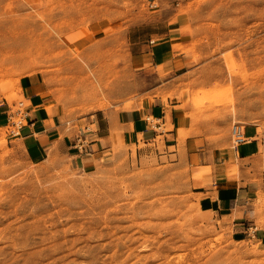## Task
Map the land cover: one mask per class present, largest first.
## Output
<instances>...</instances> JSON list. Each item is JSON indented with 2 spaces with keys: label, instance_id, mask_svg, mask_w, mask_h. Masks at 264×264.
<instances>
[{
  "label": "rangeland",
  "instance_id": "374dc122",
  "mask_svg": "<svg viewBox=\"0 0 264 264\" xmlns=\"http://www.w3.org/2000/svg\"><path fill=\"white\" fill-rule=\"evenodd\" d=\"M174 1L161 5L186 21L182 49L198 69L170 89L159 76L153 92L139 94L124 35L112 31L92 50L65 39L99 19L124 28L135 2L0 0V102L11 114L0 127V264H264V0ZM33 72L44 74L67 134L85 131L96 109H129L159 97L166 108L177 106L167 99L190 97L192 122L209 151L235 144L234 124H256L263 161L233 165L248 186L247 230L235 228L237 214L219 218L214 203L222 183L200 175L196 181L184 145L164 138L169 120L148 116L160 125L154 138L112 141L90 166L73 164L56 148L28 158L17 139L25 123L17 114L19 102L25 105L18 81Z\"/></svg>",
  "mask_w": 264,
  "mask_h": 264
},
{
  "label": "crops",
  "instance_id": "0c3cea01",
  "mask_svg": "<svg viewBox=\"0 0 264 264\" xmlns=\"http://www.w3.org/2000/svg\"><path fill=\"white\" fill-rule=\"evenodd\" d=\"M131 1L137 4V8L129 14V20L124 28H121L122 25L118 21L111 24L99 19L85 29L75 28L69 31L65 36L66 43L78 48L79 44L76 43L81 40L83 43L79 50H92L98 47L96 40L112 31L124 35L129 52L128 63L136 75V90L139 94L153 92L159 76H164L163 86L168 89L178 81H187L189 74L198 69V63L182 49V44L189 39V35L180 33V27L186 21L183 17L176 16L174 9L161 5L162 2L174 5L175 1ZM153 1H157L155 6L151 5ZM140 2L146 3L145 8L139 9ZM18 86L25 100L22 107L25 123L18 128L17 139L28 158L39 159L56 148L70 156L73 164L90 166L95 159L102 158L108 153L112 141L121 142L130 137L137 141L139 134L147 140L154 138L157 135L155 128H159L160 125L153 127L147 120L148 116L161 120L162 124L169 120L171 128L165 131L164 138L168 140L171 136L173 145H176L177 139L184 145L187 160L196 167V181L198 182L200 175L202 180L207 179L205 181L207 184L216 183V180L222 183L216 189L214 203L219 218L237 214L241 218L234 217L235 228L240 232L247 230L249 223L245 219L249 217L250 201L243 198L242 192H246L248 186L239 178V172L234 174L233 165L234 159L239 161L253 158L263 161L260 154L262 139L256 124L241 125L243 140L233 144L231 148L220 147L209 151L205 135L198 133V122H192L190 97L187 102H184L185 99L182 100V103L176 98L167 99L171 106L177 105L175 108H166L159 97L155 101L144 99L141 106L135 105L129 109L117 110L114 107L96 109L90 115L93 116V120L87 116V125L84 126L86 132L81 130L78 135L67 134L64 130L65 123L60 121L62 108L54 103L55 96L48 91L42 72L22 75ZM186 94L187 92H184V97ZM7 112L8 105L0 102V127L10 121ZM93 122L96 123V130L88 131V125ZM78 138L83 142L81 148L76 144ZM202 166H209L212 168L211 172L203 174L201 169L198 170V167ZM214 173H218L216 178ZM243 173L241 171V174Z\"/></svg>",
  "mask_w": 264,
  "mask_h": 264
},
{
  "label": "built area",
  "instance_id": "2783aa9c",
  "mask_svg": "<svg viewBox=\"0 0 264 264\" xmlns=\"http://www.w3.org/2000/svg\"><path fill=\"white\" fill-rule=\"evenodd\" d=\"M19 105L21 106V109H18L17 110V114H19V117L22 119L23 116H24V113H23V109H22V102H19ZM8 114V118L10 119L11 118V114L9 112H7ZM14 123V122H12ZM232 132L234 134V141L235 143L239 142V141H242L243 140V135H242V131H241V125L239 124H234L233 127H232ZM77 147L78 148H81L82 145H83V142L81 139H77Z\"/></svg>",
  "mask_w": 264,
  "mask_h": 264
},
{
  "label": "bare ground",
  "instance_id": "6f19581e",
  "mask_svg": "<svg viewBox=\"0 0 264 264\" xmlns=\"http://www.w3.org/2000/svg\"><path fill=\"white\" fill-rule=\"evenodd\" d=\"M22 104H23V103H22ZM18 122H19V121H18ZM19 123H21V122H19ZM20 125H21V124H19L18 128L20 127ZM17 133H18V131H17ZM76 144H77V142H76ZM82 147H83V145H82Z\"/></svg>",
  "mask_w": 264,
  "mask_h": 264
}]
</instances>
